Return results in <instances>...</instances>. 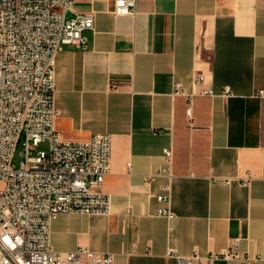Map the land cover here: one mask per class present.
<instances>
[{"label":"crops","instance_id":"1","mask_svg":"<svg viewBox=\"0 0 264 264\" xmlns=\"http://www.w3.org/2000/svg\"><path fill=\"white\" fill-rule=\"evenodd\" d=\"M112 5L75 1L76 11L95 12V29L85 30L83 46L65 43L56 62L63 137L111 134L102 187L111 213L60 214L52 247L111 251L114 264H176L171 249L264 257V0H136L129 14ZM177 82L230 95L196 96L190 118ZM167 147L173 175L150 177L168 165ZM248 172L250 183H241ZM168 184L172 218L155 214Z\"/></svg>","mask_w":264,"mask_h":264},{"label":"built area","instance_id":"2","mask_svg":"<svg viewBox=\"0 0 264 264\" xmlns=\"http://www.w3.org/2000/svg\"><path fill=\"white\" fill-rule=\"evenodd\" d=\"M75 1L0 0V264H114L111 251L85 245L58 251L51 244V224L60 214L109 215L112 205L102 188L112 168L111 134L69 140L56 125L61 112L56 104L57 55L65 43L85 45V30L95 29V12L76 11ZM112 11L134 13L136 0H113ZM201 79L198 74L195 80ZM175 94L187 97V114L192 118L196 96H229L230 88L189 92L177 82ZM259 94L264 95V90ZM44 141L48 149L38 148ZM18 144L25 158L15 166ZM164 152L168 165L150 177L161 172L173 175V149ZM251 179L248 172L241 183L249 184ZM163 189L157 197L165 205L155 214L172 218L171 184ZM166 257L175 258L176 264H216L234 257L249 264L264 259L235 248L206 255L198 251L182 255L171 249Z\"/></svg>","mask_w":264,"mask_h":264},{"label":"rangeland","instance_id":"3","mask_svg":"<svg viewBox=\"0 0 264 264\" xmlns=\"http://www.w3.org/2000/svg\"><path fill=\"white\" fill-rule=\"evenodd\" d=\"M48 142L44 141L42 143H40V145H38V148H45L48 149ZM25 158L24 155V150H23V146L21 144H18L15 153H14V158H13V163L15 166H20L21 161Z\"/></svg>","mask_w":264,"mask_h":264}]
</instances>
